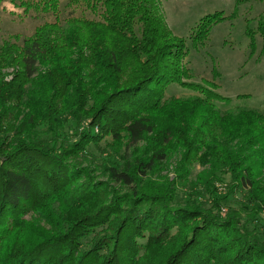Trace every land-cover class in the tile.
<instances>
[{
  "label": "trees",
  "instance_id": "obj_1",
  "mask_svg": "<svg viewBox=\"0 0 264 264\" xmlns=\"http://www.w3.org/2000/svg\"><path fill=\"white\" fill-rule=\"evenodd\" d=\"M158 2L28 3L48 16L59 18L61 7L68 14L66 27L62 19L43 24L0 56V70L15 69L0 79V264H264V118L255 110L222 113L219 96L188 82V52L165 27ZM208 17L194 45L205 41ZM172 84L199 96L166 98ZM7 105L22 120L5 122ZM149 112L165 123L143 117ZM86 121L64 144L67 129ZM101 137L110 147L95 159L107 176L98 182L68 164ZM128 148L131 162L123 158ZM172 150L183 166L191 159L206 167L184 193L188 207L172 208L166 192L139 186ZM225 176L223 194L217 186ZM234 194L241 200L231 206ZM27 232L31 239L22 240Z\"/></svg>",
  "mask_w": 264,
  "mask_h": 264
},
{
  "label": "rangeland",
  "instance_id": "obj_2",
  "mask_svg": "<svg viewBox=\"0 0 264 264\" xmlns=\"http://www.w3.org/2000/svg\"><path fill=\"white\" fill-rule=\"evenodd\" d=\"M32 1L0 0V56L6 52L4 47L10 49V46L20 48L24 46L34 38L37 29L43 24H54L56 20L62 19L58 23H61L63 28L66 27L65 19L68 14L66 8L61 7L60 17L56 18L35 12L32 6L28 5ZM157 11L165 21V27L169 32L176 40L183 41L186 47L188 52L186 65L194 76L188 82L197 84L198 87L203 86L207 89L206 92L219 96L221 101L214 102V104L222 113L228 111L234 113L237 109L255 110L264 118V42L261 38L264 39V0H159ZM205 16H210L206 24L210 28L205 35V41L194 45L193 34L196 33V27ZM221 16L223 21L213 23L221 20ZM45 71L46 66L42 65L37 68L36 75H43ZM14 72L15 69L12 67L1 68L0 79L9 80ZM197 94L198 91L193 92L192 89L188 90L173 84L166 88L164 93L166 98L171 96L176 98L198 97ZM209 96L212 98V95ZM7 108L9 114L5 122L16 124L19 119L22 120L18 108L12 111L9 105ZM84 111L87 113L85 109ZM143 117L159 124L165 123L163 122L164 115L157 114L156 116L149 112ZM86 124L87 121L74 125L70 130L67 129L68 132L62 135L64 144H72L76 141L77 134L82 132L80 129H83ZM111 125L115 128L120 127L119 120ZM103 137L87 144L83 148L85 152L82 150L76 152L75 159L69 160L70 164H68L89 171L98 182L107 179V176L102 174L101 164L99 165V161L95 160L100 156V150L105 151L110 147V140L103 139ZM123 138L122 153L126 145V139ZM146 144L144 143V147ZM132 151L130 148L126 150L127 157H123L126 161H133L135 156L131 157ZM138 151H136L137 154ZM178 153L180 152L174 150L169 152L165 162L158 164L155 171L149 172L142 184L139 182V186L149 185L151 189L162 195L166 192L170 196L169 206L172 208L191 206L192 201L186 200L184 193H188L206 168L191 159L188 160L186 166H183L179 161L181 153ZM179 166L185 167L186 172L181 174ZM83 176L84 174L81 173V177H77L74 181L75 184L82 181ZM229 179L230 176L227 178L225 176L223 183L217 186L219 193L224 194L229 188ZM111 186L114 188L113 183ZM116 187L120 191H127L121 186L116 185ZM233 196L235 201L230 203L231 206L238 204L241 200L240 194ZM245 197L246 194H244ZM244 198L242 201L245 200ZM201 208L206 210L208 206L204 205ZM36 217L28 216L27 220L34 222L33 219ZM36 223L49 229L40 219ZM32 234L23 233L21 238L30 240ZM12 240L13 238L8 241V246L12 244Z\"/></svg>",
  "mask_w": 264,
  "mask_h": 264
}]
</instances>
